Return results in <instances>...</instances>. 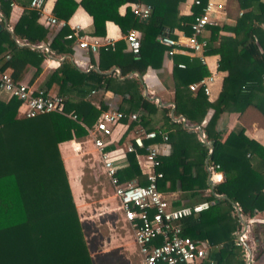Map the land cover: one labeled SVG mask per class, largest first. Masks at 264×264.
<instances>
[{
  "label": "trees",
  "instance_id": "16d2710c",
  "mask_svg": "<svg viewBox=\"0 0 264 264\" xmlns=\"http://www.w3.org/2000/svg\"><path fill=\"white\" fill-rule=\"evenodd\" d=\"M29 1L0 0V44L6 43L0 51L7 52L5 72L13 81L20 82L24 70L33 67L28 83L24 82L29 87L48 54L29 45L42 42L53 55H70L76 34L65 38L66 34L74 33L66 21L77 5L92 18L91 36H104L106 21L116 24L124 34L137 29L141 36L137 53L126 49L125 39L99 47L96 66L100 72L80 71L68 57L62 59L39 89L59 95L61 111L26 118L19 115L22 104L18 99H0V264H94L90 253L93 237L87 230L93 224L79 220L58 144L88 136L100 112L107 109L103 102L95 106L88 97L90 91L98 90H108L120 97L117 108L109 109L124 114L137 111L138 121L131 123L135 130L155 118L158 124L155 129L166 133L167 140L162 143L168 151L158 157L156 167L162 172L157 181L161 192L175 190L177 186L185 196L198 195L210 187L205 166L217 165L215 170L222 178L212 191L225 198H217L211 192L202 196V201L209 202L208 208L181 219V233L194 240H206L210 245L219 244L208 254L213 264H245L244 247L236 244L233 236L241 227L235 212L249 218L264 210V147L246 136L240 124L225 137L215 126L221 114L240 113L248 105L254 106L264 118V0H227L226 8L235 13L233 22L228 25L211 22L196 36L205 42L202 54H216L217 68L226 72L214 101L209 102L200 88H188L190 83L209 74L199 57L171 55L172 73L178 79L173 87L172 108L157 107L143 97L138 77L148 66H159L161 54L167 50L157 37L168 33L175 38L172 34L175 27L183 35H190L194 17L203 13L206 0H198L197 4L193 0L188 15H178L177 6L184 0H56L52 14L64 23L49 40H46L47 27L38 23V15L29 7ZM12 2L22 11L11 32L28 45L17 44L3 26L2 18H7ZM126 2L150 4L149 17L139 19L129 7L119 15L117 8ZM240 34L245 36L241 42L236 38ZM113 67L118 68L122 79L105 73ZM132 72L138 77L127 76ZM209 109L212 112L202 124ZM170 111L173 117L183 116L188 126L202 129L211 145L210 152L198 139L197 130H188L180 120H172ZM152 141L160 139H144V144ZM140 155H144V150L139 148L126 153L125 165L117 170L119 181L146 183L138 162ZM84 177L82 185L88 190L85 185L90 184V177ZM262 227L259 223L250 227L256 243L261 242L262 232L256 231ZM263 250L259 248L258 254Z\"/></svg>",
  "mask_w": 264,
  "mask_h": 264
},
{
  "label": "crops",
  "instance_id": "0c3cea01",
  "mask_svg": "<svg viewBox=\"0 0 264 264\" xmlns=\"http://www.w3.org/2000/svg\"><path fill=\"white\" fill-rule=\"evenodd\" d=\"M55 1L56 0H45L42 15L38 17V23L41 24L43 27H47L46 29L48 30V32L46 35V40L47 39L49 40L52 37V34L58 28H60L61 25L64 23L62 20L58 19L57 17L56 18L62 22L60 25L47 26L44 23V19L46 17L54 16L52 14V7ZM73 1L79 2L80 0H73ZM211 1L215 4H221L223 7L222 9H218L213 12L212 23H215L216 25L231 24L233 22L232 19L235 13L233 9L226 8L227 0H211ZM192 2L193 0H184L180 2L177 6L178 15L190 14ZM131 3L133 2H126L124 4H121L117 8V12L119 13V15H123L125 9L128 8ZM4 8H6V6H4ZM21 11L22 8L18 4L12 2L9 5L8 16L7 18L5 17L2 18V22L5 29L11 34V37L14 39V41L17 44L26 45L20 42L18 39H16L11 32L12 25L16 22ZM66 25L72 30V32H74V34H76V36L82 37L85 41L87 42L93 40L96 41L97 49L105 44L108 43L113 44L117 40L124 39V33L118 28L116 24H114L111 21L105 22L104 36L89 35L92 26V18L80 5H77L74 8L71 15L68 17L66 21ZM133 30L136 31L138 37L140 38L141 36L140 31L137 29H133ZM221 33L224 34L226 32H221ZM172 34L178 40H182L181 31H179L176 27L173 29ZM236 38L238 41L241 42L245 39V36L243 34H240ZM44 46H46V44L42 42L34 46L36 49L44 50L48 54L41 62V71L39 75L33 82L30 83L33 89H40L46 77L50 73V71L55 66H57L62 59L66 57H68L71 60V62L80 71L83 72L89 69L94 70L97 67L96 66L97 56H98L97 50L91 51L88 48L79 47L76 44V41H74L70 55H61V56L53 55L52 53H49V50L46 51ZM0 47H6V43L2 42L0 44ZM126 49H129L128 45ZM6 53L7 52L0 51V68L2 69L1 71L3 72L7 71V69L5 68L6 63L4 64V61L7 58V56H5ZM173 54L198 57V54L190 53L187 47H185L181 43H179L175 47ZM217 60H218V56L216 54L205 55L203 59V63L205 64L209 74L214 75V79L209 86V93L208 95H206L207 100L209 102H212L217 98L219 91L221 89L222 79L226 74L225 71L219 70L217 68L218 65ZM172 66H173V62L171 55L169 56L168 54H166L165 51H163L161 54L159 66L155 68H151L148 66L139 77L135 73L128 74L127 76L138 77L142 85L141 95L143 97L147 98L149 101H152L157 107H167L173 104L172 103L173 87L175 83H177L178 81L176 76H174L172 73ZM33 71L34 68L28 66V68L24 70L21 81L28 83ZM112 74H116V72H112ZM118 78L122 79L123 77H118ZM51 93L53 94L54 92ZM2 96L3 95L0 94V99ZM3 97H4L3 100H5V96ZM88 97L91 103L94 104L95 106H98L99 102H103L107 106V109L117 108V105L120 103V97L108 90L104 92L101 90L90 91ZM170 112H169V116H170ZM211 112H212L211 109L207 111L206 116L202 121V124L205 123V121L210 116ZM132 113H137V111H134ZM178 117L172 116L171 119L175 121H179L180 119H178ZM131 123L132 121L125 120L113 127V130L109 138L107 139V148L117 149V151H122L125 144L131 142L132 137L135 136V128L131 127ZM184 123L185 126H187L186 128L188 130L196 129L193 126H188L186 124V120H184ZM236 124H240L244 128V133L246 136H248L251 139H254L264 147V118L262 114L254 106L248 105L240 113L231 112V113L221 114L216 121L215 129L221 131L223 133L222 136L225 137V135ZM157 125L158 124L156 119L153 118L149 123H145L143 129L152 130L155 129ZM202 135L204 137L203 131H202ZM197 137H198V131H197ZM198 139L200 140L199 137ZM153 142L157 143L158 150L161 151V154L168 151L167 145H164V143L160 141H153ZM153 142H148V143H153ZM138 148L139 147L134 146V150ZM58 149L61 155L64 169L66 171L68 185L72 193L73 192L76 194L79 193L77 197L80 195V198H82L83 193L82 194L80 193L83 190L82 179L84 175L90 177L89 178L90 184H88L90 188H94V189L98 188L102 190L101 197L99 199L101 203L98 204L100 205L98 207L100 211L94 213L95 217L91 219L93 220L92 224H95L94 228L96 229L97 235L95 234V232L93 234H90V236L93 237L90 239L93 245V247L90 248V253L92 257L98 261L97 264H121L122 260L124 261V264H141L142 263L141 256L138 254L136 245L133 242L131 229L129 228L128 224L123 220L121 212L117 209V200L113 196L111 187L109 185L108 187L110 188V195H108L107 197L103 196V193H105V188L103 184H107L108 182L106 183V180L103 178L104 175L102 173V169H100L99 167L97 168L95 167V164H92L91 157L93 156V154L95 155V149L91 143L89 136L83 137L81 140L72 139L68 141H63L58 144ZM77 151H80V153ZM82 151H87L92 154L89 155V157L80 159L81 156L83 157L82 153L83 154L85 153ZM125 157L123 158L122 156L116 161L119 167L125 165L126 163ZM143 158H144L143 155L138 156V162L141 169H142ZM207 176H210V178L212 179V183H213L212 185L221 181L222 178L221 173L217 170L208 172ZM209 192H210V188L201 190L200 194L198 195H195L193 197H188L183 195L177 189L176 186L175 190L163 192V194L170 201L171 205L179 206V205L201 202L202 201L201 197L205 196ZM215 195H219V194H215ZM240 217L246 224V228L243 233L245 236V241L243 243V247L245 251V264H246V259H249V264H264V250L261 254H258L257 251L259 248H264V233H263L264 227L261 228L262 230L256 231L257 234H260L262 232L260 234L261 239L259 240L261 242H257V243L254 241L253 232L250 230V227L253 223H259L264 225V222L261 221V219L264 218V210L261 212H256L253 216L249 218H244L242 217V215H240ZM83 222L86 223L85 221ZM242 228L243 227L241 225L240 229L236 230L233 233L234 238H235V234L238 231L240 230L242 231ZM216 247H219V244H213V245L209 244V252L211 249H214ZM246 249L249 252V256H247L248 254L246 252Z\"/></svg>",
  "mask_w": 264,
  "mask_h": 264
},
{
  "label": "built area",
  "instance_id": "2783aa9c",
  "mask_svg": "<svg viewBox=\"0 0 264 264\" xmlns=\"http://www.w3.org/2000/svg\"><path fill=\"white\" fill-rule=\"evenodd\" d=\"M45 0H30L29 7L36 11L38 17L42 15ZM197 4L198 0H194ZM131 13L139 19L146 20L151 11L150 4L133 2L129 5ZM221 4H215L206 0L203 13L194 17L191 24V34L183 35L181 39L171 37L163 33L157 37L159 43L167 47L166 54H173L175 47L181 43L190 51L198 54L203 62L202 54L204 40H198L197 35L203 32L205 25L212 22L211 14L215 10L222 9ZM47 26L60 25L55 16L44 19ZM75 34H66L69 39ZM128 48L132 53L139 49V37L136 31L130 29L124 34ZM76 44L91 51L97 50L96 41H85L82 37L76 36ZM108 45H112L108 43ZM183 67L182 64H178ZM214 79L213 74H208L197 82L190 83L188 88L196 90L200 88L205 95L209 93V86ZM264 84V75L262 76ZM0 94L5 100L11 97L18 99L22 106L20 115L31 118L36 115L61 111L62 98L56 94L44 93L42 90H35L26 86L24 82H15L8 73L0 71ZM138 121V113L124 114L120 110L106 109L100 112L92 129L88 130V136L97 153L100 168L111 187L113 196L117 200V209L121 212L123 220L128 224L132 232L133 242L136 245L138 254L141 256V264H213L209 259V244L203 240H194L181 233L180 220L199 213L208 208V201L173 206L157 187V181L162 177V172L156 167L159 165L158 157L161 151L157 143L144 144L143 140H155L161 142L167 140V135L162 129L144 130L141 126L135 130V136L131 142L123 147L122 151L107 148L113 127L123 120ZM134 146L144 150L141 174L145 179L144 185L137 184L134 180L119 181L117 170L119 165L116 161L126 153L133 152ZM210 172L217 168V165H209ZM240 215V214H239ZM264 222V218L261 219ZM244 231L235 234L236 244L243 245L245 241Z\"/></svg>",
  "mask_w": 264,
  "mask_h": 264
},
{
  "label": "rangeland",
  "instance_id": "374dc122",
  "mask_svg": "<svg viewBox=\"0 0 264 264\" xmlns=\"http://www.w3.org/2000/svg\"><path fill=\"white\" fill-rule=\"evenodd\" d=\"M1 99L3 100L4 97L2 96ZM77 152L80 153V151H77ZM82 152H85V153L84 154L82 153L83 157L81 156L80 159L89 157V155L92 154V153L87 152V151H82ZM91 161H92V164H95V167H97V168L99 167L100 168V166H99L100 162L98 161V157H97L96 151H95V155L93 154V156L91 157ZM84 178L86 179V177H84ZM103 178L106 180V178L104 176H103ZM106 183H107V180H106ZM103 185H104V188H105V193H103V196L107 197L108 195H110V188L108 187V183L107 184H103ZM85 188L88 189V190H84V186H83V190L81 189L82 192L80 194L83 193L82 198H80V195L77 197V195L79 193L76 194V193L73 192L74 193V195H73V193L71 191V194H72V199H73V202H74V205H75L79 220H83L86 223L92 225V223H93L92 221L93 220H91V219H93V217H95L94 213L100 211V209H98V207L100 205H98V204L101 203V201H99V199L101 197V191L102 190L98 189V188L97 189L90 188V186L88 184L85 185ZM94 225L95 224H93L92 227L90 226V228L87 229L89 235L93 234L94 232L97 235V232H96V229L94 228ZM93 263L97 264L98 261L93 258ZM121 264H124L123 260H122Z\"/></svg>",
  "mask_w": 264,
  "mask_h": 264
},
{
  "label": "water",
  "instance_id": "95a60500",
  "mask_svg": "<svg viewBox=\"0 0 264 264\" xmlns=\"http://www.w3.org/2000/svg\"><path fill=\"white\" fill-rule=\"evenodd\" d=\"M26 45H28V44H26ZM29 46H30V47H34V45H29ZM34 48H35V47H34ZM44 48H45L46 51L49 50L47 46H44ZM94 70L97 71V72H99V70H98L97 67H96ZM112 72H116L117 77H121V76H120V72H119L118 68H116V67L111 68L109 71H106L105 73H108V74H109V73H112ZM133 73H135V74L138 76V74H137L136 72H132V73H130V74H133ZM170 106H171V108H172V107H173V104L170 105ZM170 116L172 117V112H170ZM178 119H180V120L183 122V124L185 125V123H184L185 118H184L183 116H179ZM194 128L197 129V131H198V137H199L200 140L204 143V145H206V146L209 148V152H210V150H211V145L208 144V143L206 142L205 138H204L203 135H202V131H201L200 127H198L197 125H194ZM205 167H206L207 173L210 172V171H209V170H210L209 165H206ZM207 183H208L209 186H210V187H209V188H210V192L212 193L213 196L218 197V198H225L224 196H221V195H215V194L213 193V191H212V187H213L212 184H213V183H212V179L210 178V176H207ZM236 214H237V217H238V219H239V221H240V223H241V225H242V227H243V228H242V231H244L245 228H246V224H245L244 221L241 219V217H240L239 213L237 212V210H236ZM246 252H247V254H248L247 256H249V252H248L247 249H246ZM246 264H249V259H246Z\"/></svg>",
  "mask_w": 264,
  "mask_h": 264
}]
</instances>
